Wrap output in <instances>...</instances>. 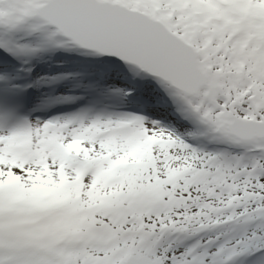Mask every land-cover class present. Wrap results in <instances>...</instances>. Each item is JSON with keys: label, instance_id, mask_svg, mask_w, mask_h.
<instances>
[{"label": "snow or ice", "instance_id": "obj_1", "mask_svg": "<svg viewBox=\"0 0 264 264\" xmlns=\"http://www.w3.org/2000/svg\"><path fill=\"white\" fill-rule=\"evenodd\" d=\"M0 264H264V0H0Z\"/></svg>", "mask_w": 264, "mask_h": 264}, {"label": "rangeland", "instance_id": "obj_2", "mask_svg": "<svg viewBox=\"0 0 264 264\" xmlns=\"http://www.w3.org/2000/svg\"><path fill=\"white\" fill-rule=\"evenodd\" d=\"M174 125V124H173Z\"/></svg>", "mask_w": 264, "mask_h": 264}]
</instances>
